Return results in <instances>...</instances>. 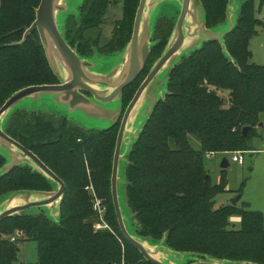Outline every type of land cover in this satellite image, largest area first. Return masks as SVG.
Instances as JSON below:
<instances>
[{
  "label": "trees",
  "instance_id": "16d2710c",
  "mask_svg": "<svg viewBox=\"0 0 264 264\" xmlns=\"http://www.w3.org/2000/svg\"><path fill=\"white\" fill-rule=\"evenodd\" d=\"M116 1L120 0H86L79 21L69 15L64 35L72 47L77 46L80 55L90 56L94 46L107 52L127 46L140 0H124L123 17L103 46L100 33L94 38L89 34L101 28L108 7ZM201 1L207 27L224 25L230 0ZM241 1L235 26L224 36L226 51L219 40H207L172 68L169 92L157 102L130 153L127 195L142 229L155 239L166 233V243L176 251L223 264H264L262 212L252 210L245 202L242 207L229 204L214 208L216 195L227 190L226 181L212 183L205 170L208 152L253 150L250 140L259 135L264 114V65L251 61L249 48L264 22L256 14V0ZM40 2H0V108L22 88L60 82L38 31L22 41L36 19ZM262 4L264 0H260ZM172 31L170 20L163 18L158 23L160 43L153 47L140 77L124 89L125 103L131 101L140 78L166 48ZM228 89L226 100L218 90ZM245 126L251 127L247 137L242 134ZM5 131L37 154L63 179L67 190L59 224L44 215L24 212L0 221V264L18 261L20 239L13 236L16 230L38 242V264H137L138 260L152 264L125 238L115 211L108 223L117 235L110 230H94L97 219L84 189L88 183L85 162L92 169L99 195H105L110 179L104 176L116 147V125L85 132L81 127L69 126L65 118L18 109ZM190 136L200 141L199 147L193 146ZM7 161L0 152V171ZM32 170L28 165H15L1 173L0 201L18 190H53L51 179ZM235 213L241 216L240 227L230 224V216Z\"/></svg>",
  "mask_w": 264,
  "mask_h": 264
},
{
  "label": "water",
  "instance_id": "95a60500",
  "mask_svg": "<svg viewBox=\"0 0 264 264\" xmlns=\"http://www.w3.org/2000/svg\"><path fill=\"white\" fill-rule=\"evenodd\" d=\"M67 1L68 0H41L36 10V19L25 31L22 40L25 41L31 33L38 31L47 53L49 63L56 72L58 78H60V82L56 84L31 85L22 88L10 96L0 108V139L7 142L12 149L11 152H9L10 156L8 154L10 160H8L9 158L7 155L0 150L8 160L7 164L0 171V174L9 171L15 165L27 162L34 165L39 172L54 181L58 186L54 191L24 189L11 193L8 198L3 200L5 207L0 210V221L9 216L22 213L30 208L43 207L51 204L52 206L58 207L57 213L59 214L61 202L67 190L63 179L49 168L37 154L5 131L3 121L13 107H16L25 99L35 101L42 96L49 95L50 97L53 96L56 98L55 101L59 106L67 108L68 111L73 110L74 112H84L83 114L91 116H102L109 120H114L113 123H117V120L119 119L118 113L121 112L120 108L118 109L117 107V103L120 102L124 89L135 82L143 73L151 54L150 32L153 23L151 15L147 16L149 0H140L131 40L124 52L119 56L120 58L112 67H110L108 73L98 69L97 61L83 59L77 49L72 47L65 38L64 30L58 23L59 18L57 17V12L62 11L63 13H66L69 8ZM198 7L202 10L201 19H199L197 14ZM239 7L240 6H238L237 13ZM234 9L235 7L232 6V0H230L227 13L229 22L226 23L227 25L224 24L217 28H208L206 25L205 9L202 1L181 0V11L166 49L137 89L122 117L116 141L111 179L113 203L121 232L125 238L141 252L144 258L152 264L167 263L158 259L154 255V251L149 248L147 244L143 243V240L129 232L121 209L118 190L119 164L122 158L121 150L125 131L133 112L140 104L142 105V103L144 104V102H146V100L143 101V96H146L148 100L144 124L147 123L157 102L161 99L159 97L156 100L154 96V92L158 91V74L163 68L167 67V65H173V62L178 57L186 52L194 42L196 43L197 35L206 37L207 39L204 41L211 39L219 40L226 51L224 36L234 28L237 20V16L236 18H234L235 15L233 18L231 17L234 13ZM188 18L189 22H187ZM144 23L148 29L145 30V34L141 39V27ZM186 28L188 29V35L185 33ZM193 38H195L194 41ZM189 40L191 41L190 45L188 44ZM188 46L189 48L184 51ZM57 62L63 68L64 73L59 70V67L57 68ZM173 67L174 65L169 68L167 67V81ZM228 93H230V90H228ZM109 103H113V108L107 106ZM103 121L107 122L106 119ZM262 125L263 123H260V126ZM250 129V126H245L243 128L242 134L244 137L248 136ZM228 165V160L224 158L221 167L225 169ZM33 195L36 196L35 199L32 198ZM239 199L240 194L233 197L230 204L236 206ZM189 264H223V261L220 263L219 261L208 258L205 260L200 259ZM237 264L257 263L244 261Z\"/></svg>",
  "mask_w": 264,
  "mask_h": 264
},
{
  "label": "rangeland",
  "instance_id": "374dc122",
  "mask_svg": "<svg viewBox=\"0 0 264 264\" xmlns=\"http://www.w3.org/2000/svg\"><path fill=\"white\" fill-rule=\"evenodd\" d=\"M85 2L86 0H68L67 4L69 5V8L66 11V13H63L62 11L57 12L58 16L57 15L56 16L59 18L58 23L60 27L63 28L64 31H65V26L68 24L67 20H68V17H70L69 15L72 14L73 16H75V20L79 21L81 7L85 4ZM241 3H242L241 0H232V6L235 7L234 13L231 15L232 18L234 15H235L234 18H236L238 14L237 9H238V6L241 5ZM139 4H140V1H139ZM139 4L137 5L136 11H135V17L137 14ZM123 6H124V0H120L118 2L116 1L113 4H111L108 7L107 12L105 13L103 17L104 23L102 24L101 28L94 29L89 32V34H91L92 35L91 37L93 38L96 37L98 33L101 34V38H100L101 46H103L106 42H108L111 39L114 28L116 26V22L123 17ZM259 6H260V0H256V8H257L256 14L264 22V4H262L260 8ZM180 11H181V0H149L147 16L151 15L152 23H153L152 28H151L152 30L150 32L151 51H153V47L157 46L160 43V39L157 36L158 23L163 18H166L171 21L173 25V30H174L179 14H180ZM201 13H202V10L200 7H198L197 14L199 16V19L202 18ZM135 17H134V21H135ZM187 22H189V18L187 19ZM228 22H229V17H227L225 24ZM222 25L223 24H221L220 26ZM262 28H264V25L263 27L259 28L258 30L259 33L257 32L258 34L256 33L252 37L250 44H249V48L252 53L251 61L258 65H264V32ZM147 29L148 28L146 24L144 23L141 27V39L145 34V30ZM185 33L188 35L187 28L185 29ZM196 37H197L196 43L194 42V44L190 48L188 46L184 50L186 51L189 48L186 52H184L180 57H178L173 62L174 66L181 62L182 57L184 56L187 57L191 55L193 52L195 53V50L201 48L204 44L203 41L207 39L206 37H201L200 35H197ZM195 38H193V41L195 40ZM190 42L191 41L189 40L188 41L189 45L191 44ZM74 48H77V46L74 45ZM125 48L119 51H115V52H107V51L100 49L99 47L97 48L94 46L93 52L90 56L81 54V57L83 59L97 61L98 62L97 64L99 67L98 69L100 71L108 73L110 71V67H112L116 63V61L120 58L119 56L124 52ZM165 49L166 48H164V50ZM163 52L161 53V55L163 54ZM46 56H47V53H46ZM157 60L153 63V65L151 64V66L147 70V73H145V75L140 78L139 84H138L139 86L144 81V79L146 78V76L148 75V73L150 72L154 64L157 62ZM173 65L170 64V65H167V67L169 68V67H172ZM56 66L57 68L59 67V70H61L64 73L63 68L61 67V65H59L58 62L56 63ZM167 67L163 68L157 76V79L159 80V85L157 87L158 91L154 92V96L156 100L159 97L161 99H164L165 95L169 92L168 91L169 90V85H168L169 78H168V81L166 78V72L168 69ZM52 70L57 76L53 68ZM228 90L226 92H224L223 90H218V93L221 96H223L226 100H228L227 98ZM135 93L136 92H134V94ZM134 94L132 95L134 96ZM142 99L143 101L146 100V102H144V104L142 103V105L140 104L139 107H137L136 110L131 115L127 129L125 131L124 141H123L122 150H121L122 158L119 164L118 190H119V199H120L124 221L126 223V226L129 232L133 234L134 236H137L138 238L143 240V243L147 244L149 248H151L154 251V255L158 259L162 260L164 263L189 264L194 261L200 260L199 256L195 254H191V253L179 252L169 247L165 240L166 233L163 235L161 239H155L151 235L147 234L146 231L142 229L141 225L138 222L137 212L131 207L129 203V198L127 195V187L129 185V180L127 178V169L132 163L130 161V153L133 150V145L139 139L141 132L144 130L146 111L148 107L147 97L143 96ZM25 100L21 101L16 107H13V109L5 116V119L3 121L4 128L7 127L9 121L13 118V115L16 114L18 109H24L25 111L34 112L36 114L54 116L58 119L65 118L69 126L81 127L85 132H88L89 130H95V131L108 130L116 125L117 136H118L123 114L128 104L130 103L129 102L130 99H128L125 103L126 99H124V96H122L120 102L117 103L118 109L120 108L121 110V112L118 113L119 119L117 120V123H113L114 120L112 119L109 120L106 117L96 116V115L91 116V115L83 114L84 112L83 113L79 111L74 112L73 110L68 111L67 108L60 107L59 104L55 101L56 98H54L53 96L51 97L49 95L42 96L40 99L38 98V100H35V101H31L30 99L29 100L25 99ZM107 106L113 108V103H109L107 104ZM261 118H262L263 125L261 127H258L259 135L252 137L250 140V146L251 148H253V150L251 151L238 150V151L244 152L243 153L244 163L241 164L239 162L233 161V155H234L233 153L238 152V151L217 153L214 156H208L207 153L205 154V170L207 172V176L211 177L212 183L218 184L223 179L226 181L227 190L224 192H220L216 195L214 208L220 207L218 206L220 204L229 205L233 197L241 194L240 199L238 200L237 206L242 207L244 205V202L248 203L249 208L255 211L262 212L263 217H264V114H262ZM104 119H106L107 122H104L103 121ZM190 138L193 142L194 147L197 148L200 146L199 140H197L193 136H190ZM0 150L4 154H6L8 157V154L9 152H11L12 149L7 142L0 139ZM114 153H115V148H113V151H112L111 167L109 166V172L108 174L105 173V176H104V178H107L109 176V179H110V184H109V188H107V193L105 195H99L97 191V187L92 177V169L88 166L87 161L85 162V164H86V170H87V175H88V183L84 189L88 193L91 199V203L93 205V210L95 213L94 216H95V219H97L96 221H94V230L95 231L110 230L111 232L117 235L118 233L115 232L113 230V227L108 223V219H110V217L114 214V211H115L113 197H112V183H111ZM8 158H9L8 160H10V157ZM224 158H226L229 162V165L225 169L221 167V163ZM19 165H28L33 169L32 171L37 170L34 167V165L27 163V162L26 163L22 162ZM50 183L52 184V187H53L52 191H54L58 185L52 180ZM10 195L11 194H7L3 196V198L0 201V210H2L5 207V203L3 202V200L8 198ZM35 197L36 196L33 195L32 198L35 199ZM98 203H100V207L102 210L101 215L99 211L96 210L95 208L98 205ZM57 210H58V207L52 206L51 204V205H47L43 207H37V208L33 207V208H30L24 211V213L33 214V215L41 214V215H44L46 218H48L49 221L54 222L55 224H59L61 213H62L61 207H60L59 214L57 213ZM115 220L117 224L119 225L117 217ZM230 224L231 226L236 225L237 227H240L241 226V216L238 213L231 215ZM13 236H15L17 239H20L18 240L19 241L18 242V248H19L18 261L15 262V264H24V263L25 264H38V261H39L38 242L36 240L26 239L27 236L22 230H16ZM141 261L142 260H138L139 263L137 264H141ZM225 264L227 263L225 262Z\"/></svg>",
  "mask_w": 264,
  "mask_h": 264
},
{
  "label": "built area",
  "instance_id": "2783aa9c",
  "mask_svg": "<svg viewBox=\"0 0 264 264\" xmlns=\"http://www.w3.org/2000/svg\"><path fill=\"white\" fill-rule=\"evenodd\" d=\"M243 153L244 152H241V151H238V152H234L233 154V161L235 162H239V163H244V156H243ZM217 153L216 152H209L207 153L208 156H214L216 155ZM96 210L99 211L100 215L102 213V210H101V207H100V203H98V205L95 207ZM12 240L14 241L15 240V237L12 238Z\"/></svg>",
  "mask_w": 264,
  "mask_h": 264
},
{
  "label": "crops",
  "instance_id": "0c3cea01",
  "mask_svg": "<svg viewBox=\"0 0 264 264\" xmlns=\"http://www.w3.org/2000/svg\"><path fill=\"white\" fill-rule=\"evenodd\" d=\"M0 2H1V0H0ZM259 17V16H258ZM260 18V17H259ZM263 29V32H264V28H262ZM259 33V32H258ZM257 33V34H258ZM262 123V122H261ZM259 127H261V126H259ZM241 195V194H240ZM218 205V204H217ZM218 206H221V204L220 205H218Z\"/></svg>",
  "mask_w": 264,
  "mask_h": 264
}]
</instances>
